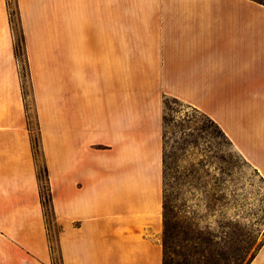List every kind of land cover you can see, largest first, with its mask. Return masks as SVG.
<instances>
[{"label":"crops","instance_id":"crops-1","mask_svg":"<svg viewBox=\"0 0 264 264\" xmlns=\"http://www.w3.org/2000/svg\"><path fill=\"white\" fill-rule=\"evenodd\" d=\"M13 1L25 77L0 0V264H163L166 98L264 180V5Z\"/></svg>","mask_w":264,"mask_h":264},{"label":"rangeland","instance_id":"rangeland-1","mask_svg":"<svg viewBox=\"0 0 264 264\" xmlns=\"http://www.w3.org/2000/svg\"><path fill=\"white\" fill-rule=\"evenodd\" d=\"M164 113V264H247L264 242V180L205 115L173 98L165 99ZM41 189L47 193L45 184Z\"/></svg>","mask_w":264,"mask_h":264},{"label":"trees","instance_id":"trees-1","mask_svg":"<svg viewBox=\"0 0 264 264\" xmlns=\"http://www.w3.org/2000/svg\"><path fill=\"white\" fill-rule=\"evenodd\" d=\"M253 1L258 2V3L262 4V5H264V3H262V1H256V0H253ZM9 3L10 2L8 1V5H9V9H10V4ZM13 13H14V11H10L11 22H12V15H14ZM38 179H39V182H40L41 188H42V185L44 184V179H43V173H42V171H39V173H38ZM46 191H47V193L45 194V193H43V191L41 189V201H42V207H43L44 215L48 217L49 216L48 206H49V203H50V193H49V189L48 188H46ZM164 229H165V216H164ZM163 249H164V245H163ZM254 255L255 254H253L250 257V259H249V261H248L247 264H249L251 262V260L253 259ZM163 264H164V259H163ZM225 264H229V263H225Z\"/></svg>","mask_w":264,"mask_h":264}]
</instances>
